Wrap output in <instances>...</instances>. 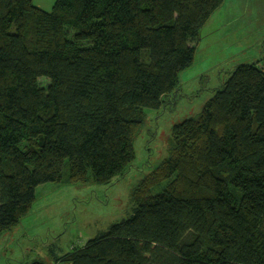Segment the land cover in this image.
Returning a JSON list of instances; mask_svg holds the SVG:
<instances>
[{"label": "trees", "instance_id": "trees-1", "mask_svg": "<svg viewBox=\"0 0 264 264\" xmlns=\"http://www.w3.org/2000/svg\"><path fill=\"white\" fill-rule=\"evenodd\" d=\"M225 0H0V237L36 190L105 185L135 160ZM165 183L162 190H152ZM134 214L56 264H264V56L235 67L132 194ZM31 264H45L33 262Z\"/></svg>", "mask_w": 264, "mask_h": 264}, {"label": "rangeland", "instance_id": "rangeland-1", "mask_svg": "<svg viewBox=\"0 0 264 264\" xmlns=\"http://www.w3.org/2000/svg\"><path fill=\"white\" fill-rule=\"evenodd\" d=\"M33 1L49 12L56 0ZM195 46L194 63L181 74L178 90L161 109L145 110L127 172L105 185L70 184L66 165L63 180L39 186L30 213L0 237V264H56L52 252L62 257L130 219L133 191L168 157L173 126L198 117L235 67L264 56V0H225ZM164 186H156L152 194Z\"/></svg>", "mask_w": 264, "mask_h": 264}, {"label": "crops", "instance_id": "crops-1", "mask_svg": "<svg viewBox=\"0 0 264 264\" xmlns=\"http://www.w3.org/2000/svg\"><path fill=\"white\" fill-rule=\"evenodd\" d=\"M33 2H34V1H33ZM37 5H38L37 7L40 8V6H41L40 3H37ZM43 8H45V7H43ZM43 8H42V6H41V9H42V10H44Z\"/></svg>", "mask_w": 264, "mask_h": 264}]
</instances>
